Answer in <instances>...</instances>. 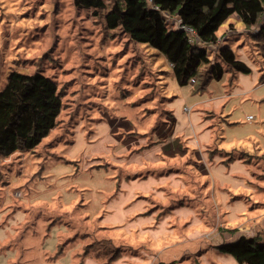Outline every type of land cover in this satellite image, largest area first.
Here are the masks:
<instances>
[{"label":"rangeland","instance_id":"374dc122","mask_svg":"<svg viewBox=\"0 0 264 264\" xmlns=\"http://www.w3.org/2000/svg\"><path fill=\"white\" fill-rule=\"evenodd\" d=\"M107 13L74 0H0V90L12 72H39L62 100L37 147L0 159V264H89L84 248L101 239L90 251L101 263L238 264L219 246L264 233L258 29L228 18L218 46L251 71L221 62L223 78L194 93L160 51L107 29ZM172 19L169 31L178 29ZM193 45L218 59L217 46ZM126 187L143 192L130 203L118 195ZM85 228L98 235L79 234Z\"/></svg>","mask_w":264,"mask_h":264},{"label":"trees","instance_id":"16d2710c","mask_svg":"<svg viewBox=\"0 0 264 264\" xmlns=\"http://www.w3.org/2000/svg\"><path fill=\"white\" fill-rule=\"evenodd\" d=\"M74 2L79 7L92 9L96 16L107 9L108 13L105 16L107 29H120L133 41L148 44L160 51L171 64L177 83L180 86L192 84L194 93L203 92L212 79L223 78L226 70L222 63L237 72L251 71L245 62L237 59L231 47L218 46L217 31L233 14L241 18L246 29L257 28L258 33L254 38L264 44V0H74ZM167 15L179 18L182 24L192 27L201 42L217 46L218 59L211 61L207 50L190 44L183 31L179 29L169 31ZM61 110V94L52 80L39 72L10 73L5 87L0 90V159L18 151H30L37 147L56 127ZM242 154L245 155L240 153L239 159L244 158ZM211 159L214 160V157ZM129 191L127 187L125 190L119 188L118 195L125 194V197L130 198L128 201L130 203L137 192H143L136 188L131 190L132 193L129 195ZM132 213L125 217L127 223L131 221ZM144 229L151 230L147 227ZM81 231L79 234L85 237L98 235L94 232L95 229L92 232L94 234L89 233L87 228ZM261 240H264V233L259 231L254 236L241 235L236 241L219 246V249L232 255L238 264H264V244L260 242ZM105 242L107 239H101L84 248L87 250L86 253L91 255L89 264L93 263V260L99 262L98 264H109L101 263L102 258H94L93 254H90V251L103 246ZM63 243L57 256L64 255L66 247H63L69 240ZM119 257V249L116 248L110 260Z\"/></svg>","mask_w":264,"mask_h":264},{"label":"built area","instance_id":"2783aa9c","mask_svg":"<svg viewBox=\"0 0 264 264\" xmlns=\"http://www.w3.org/2000/svg\"><path fill=\"white\" fill-rule=\"evenodd\" d=\"M168 16L169 15H167V17ZM172 21L175 22L178 25V29L179 30L183 31L187 35L190 43L199 44L200 40H199V37L197 35V32L192 27H190L188 25H185V24H182L181 20H176L175 21L174 19H172ZM250 119H252L251 116H250Z\"/></svg>","mask_w":264,"mask_h":264},{"label":"crops","instance_id":"0c3cea01","mask_svg":"<svg viewBox=\"0 0 264 264\" xmlns=\"http://www.w3.org/2000/svg\"><path fill=\"white\" fill-rule=\"evenodd\" d=\"M248 30V29H247ZM249 31V30H248ZM233 32H229V34H232ZM264 46V45H263ZM262 46V47H263ZM177 82V81H176ZM178 84V83H177ZM179 85V84H178ZM174 115H175V112L173 113ZM176 118V117H175ZM177 120V119H176ZM177 125L179 126V128H181V126H180V124H179V122H178V120H177ZM195 132V131H194ZM210 135H211V133H210ZM211 139H212V137H211ZM235 162V161H234ZM224 166V165H223Z\"/></svg>","mask_w":264,"mask_h":264}]
</instances>
